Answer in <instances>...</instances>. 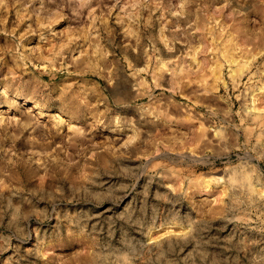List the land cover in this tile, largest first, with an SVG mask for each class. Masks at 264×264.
Listing matches in <instances>:
<instances>
[{
	"label": "rangeland",
	"instance_id": "1",
	"mask_svg": "<svg viewBox=\"0 0 264 264\" xmlns=\"http://www.w3.org/2000/svg\"><path fill=\"white\" fill-rule=\"evenodd\" d=\"M0 264H264V0H0Z\"/></svg>",
	"mask_w": 264,
	"mask_h": 264
}]
</instances>
